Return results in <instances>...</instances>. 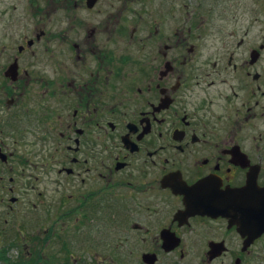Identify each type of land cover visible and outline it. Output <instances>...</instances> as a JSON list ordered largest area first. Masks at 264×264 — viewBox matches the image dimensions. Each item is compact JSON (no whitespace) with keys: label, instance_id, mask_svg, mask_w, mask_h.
I'll list each match as a JSON object with an SVG mask.
<instances>
[{"label":"flooded vegetation","instance_id":"1","mask_svg":"<svg viewBox=\"0 0 264 264\" xmlns=\"http://www.w3.org/2000/svg\"><path fill=\"white\" fill-rule=\"evenodd\" d=\"M31 20L0 46V224L42 181L112 264H264V0H0Z\"/></svg>","mask_w":264,"mask_h":264},{"label":"rangeland","instance_id":"2","mask_svg":"<svg viewBox=\"0 0 264 264\" xmlns=\"http://www.w3.org/2000/svg\"><path fill=\"white\" fill-rule=\"evenodd\" d=\"M259 4V8H263ZM58 6H45L46 14L58 15ZM56 10V11H55ZM34 20L23 29L10 28L4 30L0 22V46L7 47L6 52L18 45L21 37L33 29ZM3 62V61H2ZM11 146V143H9ZM32 171L31 168H29ZM55 174V171L51 173ZM52 180V179H51ZM20 183V182H19ZM32 183V182H31ZM37 188L43 190V196H38L34 190H22L15 194L18 202L12 203V209L3 210V222L0 224V264H11L19 259H29L40 251L42 262L51 264H112L106 259L108 248L95 244L94 241L82 238V232L77 233L72 222L60 219L59 199L62 192L51 183L45 185L36 182ZM35 185V184H34ZM22 187H28L27 181L21 182ZM36 188V189H37ZM38 190V189H37ZM68 193L69 191L66 190ZM65 195V194H64ZM90 235L98 239L100 232L92 230ZM66 249H62V242ZM5 256L10 262L1 258Z\"/></svg>","mask_w":264,"mask_h":264},{"label":"trees","instance_id":"3","mask_svg":"<svg viewBox=\"0 0 264 264\" xmlns=\"http://www.w3.org/2000/svg\"><path fill=\"white\" fill-rule=\"evenodd\" d=\"M62 249H66L64 241L62 242ZM1 258H5V256L3 255V257ZM5 260L10 262L8 258H5ZM51 263L52 262H50V264ZM11 264H48V263L42 262L40 251H38L36 255L33 254V257H30L29 259H19L18 261L15 260L12 261ZM61 264H66V263L62 262Z\"/></svg>","mask_w":264,"mask_h":264},{"label":"water","instance_id":"4","mask_svg":"<svg viewBox=\"0 0 264 264\" xmlns=\"http://www.w3.org/2000/svg\"><path fill=\"white\" fill-rule=\"evenodd\" d=\"M9 70L11 71V69H9ZM10 71H9V72H10Z\"/></svg>","mask_w":264,"mask_h":264}]
</instances>
